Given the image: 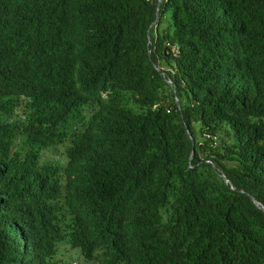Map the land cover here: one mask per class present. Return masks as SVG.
Instances as JSON below:
<instances>
[{"label": "trees", "instance_id": "trees-1", "mask_svg": "<svg viewBox=\"0 0 264 264\" xmlns=\"http://www.w3.org/2000/svg\"><path fill=\"white\" fill-rule=\"evenodd\" d=\"M84 1L115 40L114 120L142 134L74 137L86 173L37 200L2 156L0 264H264V0H162L150 46L159 0Z\"/></svg>", "mask_w": 264, "mask_h": 264}, {"label": "clouds", "instance_id": "clouds-1", "mask_svg": "<svg viewBox=\"0 0 264 264\" xmlns=\"http://www.w3.org/2000/svg\"><path fill=\"white\" fill-rule=\"evenodd\" d=\"M96 4L84 0L0 4V95L4 103L0 158L5 157L15 178L23 177L36 200L62 193L77 172L86 173L81 160L71 161L68 156L74 137L92 141L113 125L142 134L114 120L115 89L123 94L124 82L123 78H107L120 72L118 59H101L107 38L111 43L115 40L105 32L96 33L87 23L86 14ZM161 4L158 1L156 20L148 30V46L150 31L161 19ZM62 6L70 9L65 12ZM153 65L176 94L173 82ZM177 99L176 95V103ZM189 137L193 139L192 134ZM193 159L194 151L190 163ZM230 186L233 189L232 182Z\"/></svg>", "mask_w": 264, "mask_h": 264}, {"label": "water", "instance_id": "water-1", "mask_svg": "<svg viewBox=\"0 0 264 264\" xmlns=\"http://www.w3.org/2000/svg\"><path fill=\"white\" fill-rule=\"evenodd\" d=\"M160 2H161V0H159V4H160ZM164 74V73H163ZM170 84H172V82H169ZM177 103H178V105L179 106H181V104H180V101L177 99ZM189 133V135L191 136V133L190 132H188ZM192 141H193V143H194V140L192 139ZM213 167H214V169H215V165L213 164ZM222 178L227 182V183H230L231 184V182L229 181V179H227V177L226 176H224V175H222ZM233 189H235L234 187H232ZM253 202L255 203V205L258 207V208H260V209H262L263 211H264V206L263 205H261L257 200H255L254 198H253Z\"/></svg>", "mask_w": 264, "mask_h": 264}]
</instances>
